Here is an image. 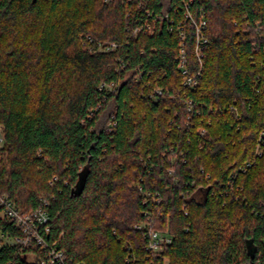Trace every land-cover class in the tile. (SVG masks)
Here are the masks:
<instances>
[{"label":"trees","instance_id":"1","mask_svg":"<svg viewBox=\"0 0 264 264\" xmlns=\"http://www.w3.org/2000/svg\"><path fill=\"white\" fill-rule=\"evenodd\" d=\"M0 124V193L47 198L70 260L264 264V0H0ZM149 228L171 238L160 256ZM0 234H19L1 214Z\"/></svg>","mask_w":264,"mask_h":264},{"label":"built area","instance_id":"2","mask_svg":"<svg viewBox=\"0 0 264 264\" xmlns=\"http://www.w3.org/2000/svg\"><path fill=\"white\" fill-rule=\"evenodd\" d=\"M200 14L198 20H194L188 9L184 12V18L190 19L195 27V54L196 58L200 60L202 54L203 44L206 42L204 35V28H206V20L204 16ZM150 16V13H146ZM152 21L149 22L144 18L142 24L136 25L132 29V34L136 36L138 33L153 34L155 29V24L163 19L167 21H172L169 19L168 14L156 15V17L151 18ZM177 30L181 35L183 32L182 21L177 24ZM116 44L111 43V46ZM177 60V68L182 74V83L194 89L195 85L198 83V77L200 72L197 71V75L189 74L186 68V58L182 48H180ZM101 86H106L102 84ZM109 90L113 88V85L106 86ZM163 92L162 87H156L149 93V97L153 100L158 99V95ZM111 123L107 122V126ZM199 133L204 134V128H201ZM4 142L3 127L0 125V148ZM260 150L257 151L259 154ZM158 202V200H157ZM48 199L45 197L40 198V204L32 209L25 212L21 211L19 208L14 206L12 200L3 193H0V214L14 223L15 227L19 231L18 235H5L0 234V247L1 246H11L15 247L18 251V257L20 261L24 264H84L83 262H74L70 260L66 253L57 245V240L48 238L49 237V217L47 212ZM186 213V212H185ZM148 243L147 249L151 250L153 254H160L164 251L165 245L169 244L171 238L168 234L154 230L147 229ZM163 264H168L167 258L163 257ZM0 264H17L15 258L2 262Z\"/></svg>","mask_w":264,"mask_h":264},{"label":"rangeland","instance_id":"3","mask_svg":"<svg viewBox=\"0 0 264 264\" xmlns=\"http://www.w3.org/2000/svg\"><path fill=\"white\" fill-rule=\"evenodd\" d=\"M0 125H1V124H0ZM1 126H2V125H1ZM3 146H4V145H2L1 148H3ZM6 155H7L6 152H5L4 150L1 149V150H0V167H1V166H4V167H6V168L8 167V166H7V162H6V160H4V156H6Z\"/></svg>","mask_w":264,"mask_h":264}]
</instances>
